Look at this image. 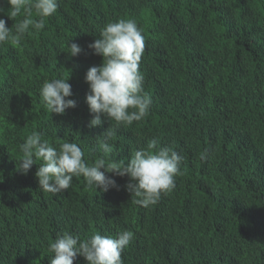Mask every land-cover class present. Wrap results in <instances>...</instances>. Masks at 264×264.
Segmentation results:
<instances>
[{"label":"trees","instance_id":"1","mask_svg":"<svg viewBox=\"0 0 264 264\" xmlns=\"http://www.w3.org/2000/svg\"><path fill=\"white\" fill-rule=\"evenodd\" d=\"M0 264H264V0H0Z\"/></svg>","mask_w":264,"mask_h":264}]
</instances>
